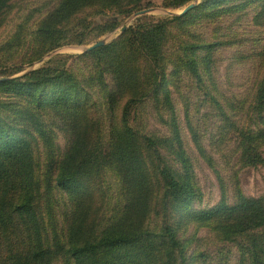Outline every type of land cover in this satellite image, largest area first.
I'll use <instances>...</instances> for the list:
<instances>
[{
	"label": "trees",
	"instance_id": "trees-1",
	"mask_svg": "<svg viewBox=\"0 0 264 264\" xmlns=\"http://www.w3.org/2000/svg\"><path fill=\"white\" fill-rule=\"evenodd\" d=\"M11 1L0 0V17ZM141 1L59 0L34 31L36 59L63 45L83 44L93 31L99 37L113 30L115 14L128 15ZM191 1L168 0L166 6ZM251 3H258L261 17L264 0H201L182 15L139 18L116 40L76 55L90 60L92 72L83 80L53 57L20 74L21 67L0 72V264H202L207 252L199 248L188 254L195 239L186 236L192 225L232 243L236 264H264V195H244L235 178L232 202L223 190L215 205L197 207L200 189L170 87L178 92V84H193L214 113L219 124L208 138L210 150L222 155L232 142L241 166H264V66L243 94L226 95L214 77L215 53L226 41L190 29L196 19L212 21ZM107 9L113 14L105 18ZM84 11L77 30L74 21ZM172 36L178 41L169 51ZM259 55L264 60V45ZM85 84L98 90L101 105ZM148 103L167 134L133 125L134 109ZM185 126L224 189L204 134L188 115ZM55 129L66 138L62 154ZM39 144L41 173L35 159ZM105 168L118 178V202L101 225L93 202ZM54 193L68 199L64 232L52 211Z\"/></svg>",
	"mask_w": 264,
	"mask_h": 264
},
{
	"label": "rangeland",
	"instance_id": "rangeland-1",
	"mask_svg": "<svg viewBox=\"0 0 264 264\" xmlns=\"http://www.w3.org/2000/svg\"><path fill=\"white\" fill-rule=\"evenodd\" d=\"M167 1L142 0L140 7L133 10L130 14H115L117 26L113 30L107 31L99 37H96V31H93L88 40L83 44L63 45L36 59V56L39 54V49H37L34 43V31L40 19L59 0H12L10 6L0 17V72L21 67L23 70L18 73L20 74L39 68L53 57L56 58L55 61L57 64L65 63L70 72L74 73L79 80H83L92 72V68H89L90 60L88 57H76V55L87 52L85 51L87 46L100 39H105V44L116 40L124 30V26L127 28L139 18L154 21L172 17L178 15L180 10L186 6L176 8L167 7ZM200 1L192 0L190 3H195L196 6ZM146 8H152L153 10L143 15L134 16L136 11ZM259 12L260 6L258 3H251L239 13L221 16L212 21L196 19L193 25L190 24V29L193 32L209 40L226 41L216 51L214 56V77L219 88L226 95L243 94L248 87L254 85V82L261 75L264 60L259 55V52L264 45V14L261 17H257L256 15ZM84 14H86V11L80 14L79 18L74 21V26L77 30L82 29L80 24L81 17ZM106 14L107 16L104 17L108 18L113 12L107 9ZM104 17L92 16L90 19L98 22L104 20ZM177 41L174 36L171 37L168 43L169 51H172ZM49 53L51 54L48 55ZM42 58L43 60L39 62ZM177 86L179 93L173 86L170 87L179 125L182 129L186 148L193 164L195 179L200 189L202 201L197 207L209 208L215 205L220 201L223 190L226 193L228 201L232 202L234 200L233 187L235 185V178L238 188L244 195L252 197L264 195V166H241L237 162L236 151H232L234 149L232 142L222 149H225L222 155L210 150L211 148L209 149L207 146L208 138L219 124L214 113H210L209 107L203 101L201 102L200 93L193 84L185 82L181 87L179 84ZM84 87L96 104L98 106L101 105L102 99L98 90L95 88L91 89L86 84ZM101 113L105 112L101 111ZM134 113L135 115L132 116L134 126L149 133H156L158 135L167 134V128L155 114L151 104L139 105L136 110L134 109ZM186 115L198 127L199 131L204 134V144L218 161L224 189L221 187L214 172L197 154L185 126ZM104 125L103 140L107 142L108 129L106 119ZM55 143L58 148V153L62 154L66 147V138L57 130ZM38 149L35 159L39 163L37 166L38 172L41 173L44 168V156L40 144L38 145ZM262 151L264 157V146ZM223 155L226 156L223 157ZM117 194L118 178L112 169L105 168L100 174L98 183L95 186V198L93 202L101 225L108 222L111 218L116 203L118 202ZM67 200L64 193H54L51 198L53 203L52 211L57 220V227L62 232L65 230L64 216L68 212ZM186 236L190 238L194 236L195 238L188 245V254H191L195 249L199 248L209 254L202 264H236V247L232 243L217 241L206 228H198L192 225L188 228Z\"/></svg>",
	"mask_w": 264,
	"mask_h": 264
},
{
	"label": "water",
	"instance_id": "water-1",
	"mask_svg": "<svg viewBox=\"0 0 264 264\" xmlns=\"http://www.w3.org/2000/svg\"><path fill=\"white\" fill-rule=\"evenodd\" d=\"M194 6H195V3H189V4H187L186 6H184V8H182L180 10V12L178 13V15H182V14L186 13L187 11H189L190 9H192ZM152 10H153L152 8L141 9V10L136 11L134 13V16L143 15V14H146V13L152 11ZM169 13H171V12H169ZM125 28L126 27L124 26L123 29H125ZM104 44H105V39H100L97 42H95V43L87 46V48L85 49V51H90V50H92V49H94L96 47L102 46ZM50 54L51 53H49L48 55H50ZM42 60H43V58L40 59L39 62L42 61Z\"/></svg>",
	"mask_w": 264,
	"mask_h": 264
}]
</instances>
